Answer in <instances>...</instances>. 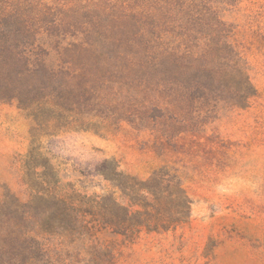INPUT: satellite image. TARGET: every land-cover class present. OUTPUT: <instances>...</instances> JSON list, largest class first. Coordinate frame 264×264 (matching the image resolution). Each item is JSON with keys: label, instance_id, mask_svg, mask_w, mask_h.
Returning <instances> with one entry per match:
<instances>
[{"label": "rangeland", "instance_id": "374dc122", "mask_svg": "<svg viewBox=\"0 0 264 264\" xmlns=\"http://www.w3.org/2000/svg\"><path fill=\"white\" fill-rule=\"evenodd\" d=\"M154 8L173 38L159 66ZM11 15L39 33L58 74H41L42 105L0 99V212L32 199L33 215L55 212L33 198L36 166L79 221L73 244L45 235V262L264 264V0H0V22ZM66 60L75 68L57 67ZM112 169L140 182L162 171L186 191L188 221L134 238L104 229V196L129 205L104 178Z\"/></svg>", "mask_w": 264, "mask_h": 264}, {"label": "trees", "instance_id": "16d2710c", "mask_svg": "<svg viewBox=\"0 0 264 264\" xmlns=\"http://www.w3.org/2000/svg\"><path fill=\"white\" fill-rule=\"evenodd\" d=\"M148 14L156 20L153 25L155 43L151 45V57L159 66L173 54L170 49L173 43L169 28L171 22L167 16L169 13L158 14L155 8L149 9ZM195 15L199 16L200 13L196 12ZM10 18L12 19L0 22V77L3 75L4 80L3 90L0 92L4 96L0 99H17L30 107L34 104L42 105L43 102L34 95L35 87L41 86L44 90L48 81H41L40 76L48 72L49 79L57 77L56 66L54 68L48 64L50 52L38 38L39 33L32 36V25L18 16L13 18L11 15ZM86 44L87 42H81L70 46L78 50L88 48ZM11 60L17 63L14 65ZM57 67L71 70L75 68V63L73 60H66ZM23 80L27 82L25 92H20L16 87ZM34 168L35 181L42 174L44 178L38 183L40 186L35 190L33 198L51 200L55 203V212L48 215L46 210H36L33 215L31 211L36 209L33 208V199L28 204L17 200L7 211H1L0 264H49L44 261V256L51 254L52 250L45 235L56 238L60 244L67 240L73 244L76 234H79L73 197L62 193L60 180L52 181L47 178V174L37 173L36 166ZM122 176L116 169L104 172V178L120 188L129 200L128 206H122L113 194L104 196V229H112L117 234L134 238L144 229L148 232L168 231L188 221L190 200L186 191L162 171L155 172L146 182L133 177L124 181ZM137 207L141 209L134 210ZM148 222L161 224L151 226ZM32 223L34 228H29ZM40 234L44 242L38 239Z\"/></svg>", "mask_w": 264, "mask_h": 264}]
</instances>
